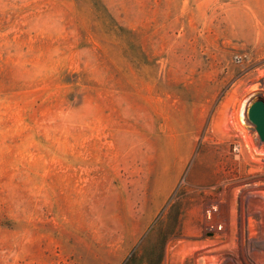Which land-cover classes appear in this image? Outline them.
Instances as JSON below:
<instances>
[{"label":"rangeland","instance_id":"rangeland-1","mask_svg":"<svg viewBox=\"0 0 264 264\" xmlns=\"http://www.w3.org/2000/svg\"><path fill=\"white\" fill-rule=\"evenodd\" d=\"M264 0H0V264H264Z\"/></svg>","mask_w":264,"mask_h":264},{"label":"water","instance_id":"water-1","mask_svg":"<svg viewBox=\"0 0 264 264\" xmlns=\"http://www.w3.org/2000/svg\"><path fill=\"white\" fill-rule=\"evenodd\" d=\"M248 118L255 126L258 137L261 141L264 140V100L261 98L255 99L248 108Z\"/></svg>","mask_w":264,"mask_h":264}]
</instances>
